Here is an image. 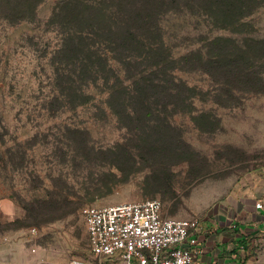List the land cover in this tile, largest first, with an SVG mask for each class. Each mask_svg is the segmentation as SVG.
Instances as JSON below:
<instances>
[{
  "label": "rangeland",
  "instance_id": "rangeland-1",
  "mask_svg": "<svg viewBox=\"0 0 264 264\" xmlns=\"http://www.w3.org/2000/svg\"><path fill=\"white\" fill-rule=\"evenodd\" d=\"M60 1L45 0L33 21L0 19V264L36 258L94 263L84 208L158 200L165 218L199 220L229 198L238 182L264 173V60L255 61L262 83L237 88L231 99L218 95L220 81L182 72L196 89L190 93L196 96L195 109L163 114L177 128L173 134L135 133L108 109L103 83L86 88L93 96L86 104L48 111L58 88L51 64L60 43L50 19ZM243 23L225 30L190 14H170L161 24L176 54L217 37L264 43V0ZM170 139L180 146L167 161L174 181L159 175L162 155L145 158L149 150L159 154L169 147L165 140ZM170 183L177 191L165 200L159 187ZM40 199L59 200L66 206L61 211L74 213L41 225L21 221L26 215L22 201Z\"/></svg>",
  "mask_w": 264,
  "mask_h": 264
},
{
  "label": "trees",
  "instance_id": "trees-1",
  "mask_svg": "<svg viewBox=\"0 0 264 264\" xmlns=\"http://www.w3.org/2000/svg\"><path fill=\"white\" fill-rule=\"evenodd\" d=\"M44 1L0 0V19L10 23L33 21ZM260 3L261 0L60 1L50 19L58 29L60 43L51 64L58 88L47 104L48 111L55 114L86 104L93 97L86 88L103 83L108 109L120 122L135 128V133H175L177 128L163 114L173 116L195 109L196 96L190 93L196 89L181 73L198 72L220 81L218 95L224 92L229 99L234 98L237 88L262 83L263 72L255 61L264 60V43L217 37L206 39L195 50L176 54L166 42L162 20L170 14H190L214 27L233 30L242 26ZM165 141L170 146L163 147L160 155L149 150V158H145L162 155L159 175L174 181L173 166L167 161L180 146L173 143L175 139ZM17 147L23 145L18 143ZM14 156L11 154L10 162ZM16 166L22 168L23 163ZM159 190L168 200L175 197L177 188L170 183ZM22 202L26 215L21 221L28 224H47L74 213L61 211L66 206L59 200Z\"/></svg>",
  "mask_w": 264,
  "mask_h": 264
},
{
  "label": "built area",
  "instance_id": "built-area-1",
  "mask_svg": "<svg viewBox=\"0 0 264 264\" xmlns=\"http://www.w3.org/2000/svg\"><path fill=\"white\" fill-rule=\"evenodd\" d=\"M82 217L95 259L84 264H195L197 240L192 234L200 230V221L165 218L158 200L91 206L82 210ZM3 264L53 263L36 258L32 263L14 260Z\"/></svg>",
  "mask_w": 264,
  "mask_h": 264
},
{
  "label": "crops",
  "instance_id": "crops-1",
  "mask_svg": "<svg viewBox=\"0 0 264 264\" xmlns=\"http://www.w3.org/2000/svg\"><path fill=\"white\" fill-rule=\"evenodd\" d=\"M199 221L195 264H264V173L238 182Z\"/></svg>",
  "mask_w": 264,
  "mask_h": 264
}]
</instances>
